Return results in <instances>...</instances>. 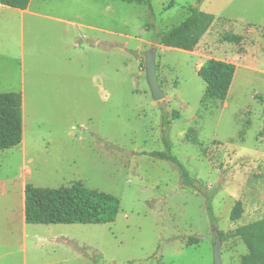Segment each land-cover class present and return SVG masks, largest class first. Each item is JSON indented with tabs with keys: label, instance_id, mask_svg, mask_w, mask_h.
I'll return each mask as SVG.
<instances>
[{
	"label": "rangeland",
	"instance_id": "rangeland-1",
	"mask_svg": "<svg viewBox=\"0 0 264 264\" xmlns=\"http://www.w3.org/2000/svg\"><path fill=\"white\" fill-rule=\"evenodd\" d=\"M46 1L58 14L56 3L71 0ZM74 2L81 11L86 4L110 5L112 35H105L106 42L86 40L111 49L99 67L105 78L93 89L80 62L63 66V72L79 76L74 96L61 97L59 104L48 98L30 102L46 122L34 129L28 149L29 184L56 189L80 182L119 199L113 223L75 226L73 237L92 264H212L213 227L224 234L222 264H241L247 248L229 234L264 219V0H150L152 19L143 4ZM195 7L214 20L193 51L154 43L152 29H171ZM12 12H0L1 91L20 79L21 33L25 51L29 44V27L22 29L20 16ZM225 33L240 37L239 43L223 41ZM153 45L164 94L157 102L146 83L143 57ZM23 59L27 68L30 55ZM209 59L236 67L224 101L204 95L197 70ZM174 112L179 118L165 129L171 154L203 193L185 185L167 161L143 154L164 151L161 116L171 120ZM11 151H0V182L14 171L6 163ZM237 203L242 213L231 221Z\"/></svg>",
	"mask_w": 264,
	"mask_h": 264
},
{
	"label": "crops",
	"instance_id": "crops-1",
	"mask_svg": "<svg viewBox=\"0 0 264 264\" xmlns=\"http://www.w3.org/2000/svg\"><path fill=\"white\" fill-rule=\"evenodd\" d=\"M103 4L99 8L86 4L85 11H81L80 3L74 0L68 3L57 2L56 5L61 10L58 14L48 8L46 0H30L25 10L0 5V12L12 10V13L20 16L22 29L24 24L30 29L26 51L24 37L22 33L20 35V79L16 86L12 85L10 89L8 87L3 91L0 89L2 93L14 92L21 95L22 115L21 143L10 148L12 151L9 156L12 159L6 161L14 171L5 173L0 182V264H92L90 259L81 254L78 240L73 237L78 224H26L24 189L32 174L28 166L31 161H27V156L34 140L33 131L46 122L35 109L29 108L30 102L34 100L38 104L48 98L59 104L62 103L61 97L74 96L75 88L78 90L80 84L75 86L73 82L79 76H73V72H63V66L80 62L85 68V74L92 77L90 84L93 89L100 88L103 81L104 76L99 67L102 58L105 60L107 51L110 52L111 49L100 47L97 43H86L89 38L98 43L106 42L105 35H112V29L107 27L111 22L110 5L105 2ZM80 28L94 34L83 35ZM26 53L30 55L27 68L23 59ZM65 56L66 59L63 58ZM43 71L45 72L42 73ZM236 73L237 70L234 76Z\"/></svg>",
	"mask_w": 264,
	"mask_h": 264
},
{
	"label": "trees",
	"instance_id": "trees-1",
	"mask_svg": "<svg viewBox=\"0 0 264 264\" xmlns=\"http://www.w3.org/2000/svg\"><path fill=\"white\" fill-rule=\"evenodd\" d=\"M126 3L143 4L153 18L150 0H120ZM30 0H0V5L17 10H25ZM213 15L198 8H191L187 17L178 25L165 32H154L155 44L191 52L198 45L213 23ZM223 41L239 43L240 37L225 33ZM242 48L238 49V53ZM236 67L233 63L214 59L206 60L197 70V75L205 84V97L224 101L227 98ZM162 144L164 151L149 152V157L167 161L174 167L180 179L187 186L203 193L197 182L190 177L186 168L171 154V143L165 135V129L174 118L162 115ZM22 140L21 95L9 92L0 93V151L13 148ZM210 198L211 192L205 189ZM210 193V194H209ZM24 215L26 224L32 225H103L113 223L119 211V199L111 194L84 187L80 182L56 189L34 187L26 184L24 189ZM209 214L211 210L208 207ZM242 208L237 203L230 213V220L240 218ZM214 222V220L212 219ZM220 239L224 234L219 231ZM230 238L240 239L247 248V254L241 257V264H264V219L236 228L229 234ZM83 254V252L80 250Z\"/></svg>",
	"mask_w": 264,
	"mask_h": 264
},
{
	"label": "water",
	"instance_id": "water-1",
	"mask_svg": "<svg viewBox=\"0 0 264 264\" xmlns=\"http://www.w3.org/2000/svg\"><path fill=\"white\" fill-rule=\"evenodd\" d=\"M137 55L136 52H134ZM144 57V71L146 83L153 101H160L164 98L163 91L160 88L157 77L156 65V46H151L143 53ZM214 242L212 245V264H222L220 256L221 239L217 228L213 227Z\"/></svg>",
	"mask_w": 264,
	"mask_h": 264
}]
</instances>
